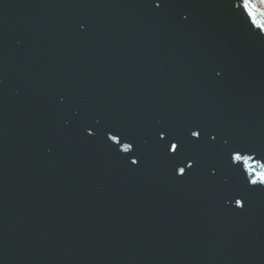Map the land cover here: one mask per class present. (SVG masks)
Instances as JSON below:
<instances>
[{"label":"water","instance_id":"1","mask_svg":"<svg viewBox=\"0 0 264 264\" xmlns=\"http://www.w3.org/2000/svg\"><path fill=\"white\" fill-rule=\"evenodd\" d=\"M0 264H264V0H0Z\"/></svg>","mask_w":264,"mask_h":264},{"label":"snow or ice","instance_id":"2","mask_svg":"<svg viewBox=\"0 0 264 264\" xmlns=\"http://www.w3.org/2000/svg\"><path fill=\"white\" fill-rule=\"evenodd\" d=\"M245 7L248 8L249 15L252 16L253 20H255V16H254V14L252 13V8L249 7L248 5H245ZM192 135H193V136H199V133H198V132H193ZM176 148H177V145H176V144H172V145H171V149H172L173 152L176 151ZM240 158H241V157H239V156H236V157H235V159H240ZM181 171L183 172L184 170L181 169ZM253 182H255V181H253ZM238 203H239V202H238Z\"/></svg>","mask_w":264,"mask_h":264}]
</instances>
